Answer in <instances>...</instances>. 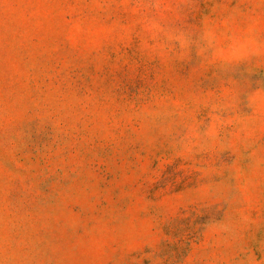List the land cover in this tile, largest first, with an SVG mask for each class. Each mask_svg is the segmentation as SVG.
I'll return each instance as SVG.
<instances>
[{"label":"rangeland","instance_id":"1","mask_svg":"<svg viewBox=\"0 0 264 264\" xmlns=\"http://www.w3.org/2000/svg\"><path fill=\"white\" fill-rule=\"evenodd\" d=\"M0 264H264V0H0Z\"/></svg>","mask_w":264,"mask_h":264}]
</instances>
